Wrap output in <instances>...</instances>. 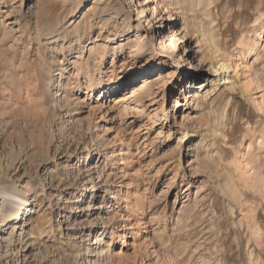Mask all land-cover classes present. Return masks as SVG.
<instances>
[{"label": "rangeland", "instance_id": "1", "mask_svg": "<svg viewBox=\"0 0 264 264\" xmlns=\"http://www.w3.org/2000/svg\"><path fill=\"white\" fill-rule=\"evenodd\" d=\"M136 5L0 0V264H264V0Z\"/></svg>", "mask_w": 264, "mask_h": 264}, {"label": "bare ground", "instance_id": "2", "mask_svg": "<svg viewBox=\"0 0 264 264\" xmlns=\"http://www.w3.org/2000/svg\"><path fill=\"white\" fill-rule=\"evenodd\" d=\"M131 2L134 4L135 7H137V8L139 7V5H136V0H131ZM82 4H85V2L82 3ZM159 7H157V8H159ZM128 34L129 33L127 31H125L121 35V37L128 36ZM171 39H172L171 40V43H175V44H176L177 41L182 40L179 36L178 37L177 36H173V37H171ZM257 46H258V41L257 42L255 41L253 43L247 42L245 46H242L244 48L243 58L248 57L249 54L252 52V50L255 49ZM158 50L159 49H157L154 46V47L145 49L144 52H143V54H142L143 55L142 57H134L132 63L130 65H128V67H127V70L129 71V75H131V76L132 75H136V73L139 70H141L142 72L150 71L152 69V67L154 66V64L156 63L157 59H158V56H159V51ZM221 66L225 67L223 63H222ZM221 66H219V68H221ZM115 82H116L115 78L114 79L113 78L112 79H108L106 81V83L104 84V87L105 88L111 87V86L115 85ZM62 87H63V84H61V86H60V88L63 91H62L61 94L57 95L58 98H61L62 95H63V93H64V89L65 88L64 87L62 88ZM179 107H180L179 101L176 99L174 101L173 109L174 108H177V110H178ZM179 134H184V133L180 132ZM22 205H25L26 207L29 206V205H26V202L22 203ZM16 211L17 212L15 213V215L9 217L10 219H12L15 222V224L13 226L14 228H18V225H20V223L22 222V218L21 217L24 216L25 208H23V209L18 208Z\"/></svg>", "mask_w": 264, "mask_h": 264}]
</instances>
